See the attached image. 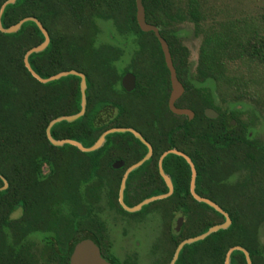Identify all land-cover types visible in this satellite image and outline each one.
Instances as JSON below:
<instances>
[{
    "label": "flooded vegetation",
    "instance_id": "flooded-vegetation-1",
    "mask_svg": "<svg viewBox=\"0 0 264 264\" xmlns=\"http://www.w3.org/2000/svg\"><path fill=\"white\" fill-rule=\"evenodd\" d=\"M0 33L6 34L1 31ZM39 33L35 26L37 37ZM95 34L96 30L92 36ZM39 43L40 41L37 40L33 47ZM95 46L100 51L114 53L111 60L89 63L97 67L99 135L112 128H127L138 133L140 139L131 130L112 131L106 133L99 143L98 156L79 155L77 151L86 152L67 144L76 151L65 150L64 153L75 154L74 156L45 157L39 164L38 159L34 160V171L41 170L45 174L46 182L53 184L55 180L61 181L62 187L40 190L37 188L38 182L34 181L33 188L27 190L24 188L23 179H19L14 191L16 206L10 211V213L15 211L18 213L12 220H8L7 217L8 182L5 178L0 179V191H3L1 200L5 208L0 231L1 243L3 246L5 244L12 246V249L27 247L29 251L39 252L42 264H68L72 242L81 239H90L96 245L99 255L109 264H137L141 260L150 259L153 254L152 242L149 239L147 241V237L151 209L146 208V205L151 206L153 201L172 194H184V188L177 186L181 179L180 173L184 170L181 162L188 169L187 192L192 197L189 190L188 163L182 156L173 152L163 155L168 150L181 152L188 157L194 169L193 191L198 196L227 198L229 204L226 207L229 211L244 208L243 205L237 204L239 200L236 198L248 194L249 188L258 186L261 190L264 189V139L253 133L255 126L264 121V102L261 99L260 102L248 99L253 105L249 104L247 111L239 106H235L236 110H233L232 106H229L230 101L218 104L210 95L211 107L200 109L204 118L209 119V123L184 125V118L192 119L196 113L190 110L189 117L187 114H178L168 108L170 83L163 58L161 62L143 60L150 55L141 53L142 50L150 52L154 47L140 46L138 50L128 48L126 51L125 47L110 42H96ZM32 53L35 55L32 57L31 69L42 77L35 70L39 64V52ZM125 53L127 60L121 61ZM4 57L0 46V98L4 88L3 76L6 74ZM171 64L175 77L182 86L181 93L173 100V106L182 109L186 103L181 97L184 91L183 72L172 61ZM77 72L85 77L83 72ZM140 73L151 77L146 80L144 78L146 81L144 87L134 90L136 74ZM125 74L133 76V87L129 90L122 85V77ZM31 77L36 81L32 90L35 113L38 115L42 90L40 84L44 83ZM164 81L167 82L168 87L165 86L161 94V88L157 84ZM151 83L155 85L152 86ZM67 89L66 96L69 93ZM190 99L192 101V98ZM206 108L213 111L210 112V116L204 114ZM84 109L79 117L83 115ZM196 117H199L198 113ZM198 121L199 119L196 118V122ZM205 133L208 136L207 143L204 141ZM79 142L85 147L81 141ZM48 144L51 145L49 142ZM188 153L193 156L190 157ZM205 154L207 156H203ZM198 164H207L208 170L206 178L203 177L199 182L196 181L195 168ZM19 170L22 172L24 167H19ZM161 173L166 175L170 182V193L167 196L142 204L135 211H126L122 208L118 199L120 190L121 200L128 207L136 205L145 198L167 193L169 189ZM34 177L38 178L36 175ZM11 191L13 193V190ZM41 194L52 197L47 206L40 205V201L43 200ZM152 207H155L161 216L160 207L153 205ZM160 219L162 221V217ZM177 221L179 227L176 229ZM181 223L182 217L176 216L173 232L179 230ZM163 225L162 223L156 233L154 251L157 252L156 255L159 253V257L155 261L162 259L161 253L167 246V235ZM140 231L146 236H138Z\"/></svg>",
    "mask_w": 264,
    "mask_h": 264
},
{
    "label": "trees",
    "instance_id": "trees-1",
    "mask_svg": "<svg viewBox=\"0 0 264 264\" xmlns=\"http://www.w3.org/2000/svg\"><path fill=\"white\" fill-rule=\"evenodd\" d=\"M3 1L4 0H0V4ZM140 2L143 7L144 20L155 26L146 15V5H144V0H140ZM122 4L131 10L127 13L126 17L117 12V9L121 8ZM133 4L134 0H15L12 4H7L4 7L1 15V24L3 27L12 25L23 17H35L47 31L49 41L44 51L39 52V64L38 68H35L40 76L46 77L58 71L69 69L81 71L85 74L86 87L84 113L81 117L70 123L65 121L54 123L50 127V134L54 139L70 138L81 141L84 146H88L99 134V100L96 82L97 67L96 65H89V63L94 64L100 60H111L112 57H114V53L100 51L96 46H93L92 33L96 29L92 23V17H112L116 23V30L119 33L123 32V30H120L119 28L126 29L128 26L130 29L128 31H132L135 35H147L148 39L142 41V46H152L154 49L150 50V52L142 50V54L148 53L150 55L149 58L143 60L162 61L159 45L152 31L143 32L138 28L133 17ZM183 13L185 18L196 26L202 20L197 0H185ZM29 23L31 24L32 29L30 39L23 40V36L18 34L0 33V41L2 40L0 46H2V54L3 56L5 55L3 60H5L6 63V74L3 76V95L0 98V132L15 127L16 132L19 133V139L21 142L23 141L25 134L34 132L38 141L40 143L44 142L47 147L51 149H74V147L67 144L62 145L61 147L49 145L45 137L44 129L48 120L59 115L72 114L78 110V78L73 75H67L57 80L40 84L42 89L40 113L38 115L35 113L32 88L36 81L24 69L21 59L25 50L33 47L37 40L41 41L42 35L39 33V36H36L35 26L30 21L23 22L20 27ZM118 23H120L119 25L122 27L118 26ZM74 29L77 31H73ZM158 33L166 42L167 40L162 32L158 30ZM166 43L171 61L176 66L171 51L169 50L168 42ZM33 55L35 54L30 53L28 55L30 67H33ZM237 61H246L247 63L256 61L264 68V37L258 35V33L251 29L233 30L230 28H224L216 33L204 35L198 49L196 75L201 81L212 79L217 84L224 83L230 85L238 94L254 100L255 94L251 90L249 78L246 79V77L242 75H235L228 71L227 64ZM8 65H12L16 70L15 74L20 73L21 75L19 79L13 78V75L11 74V79L15 83L14 85H16V96L19 104V114L17 115L19 116H16L15 113H13V103L8 99ZM150 77L151 75L144 73H140L139 75L136 74L134 90L144 87L146 84L145 80ZM151 85L154 86L155 83H151ZM157 85L161 88V94L164 92V87H168L166 81ZM66 89L69 91L68 96H66ZM201 95L202 97L209 99V93L205 88H202ZM261 100L264 102V95ZM185 106L189 107L196 113V115L198 113V116L204 117L201 114V108L198 112L195 110V106H198L195 103V100H190ZM196 115H194L192 119L185 118L184 125L194 124L197 118ZM205 137H207L206 133ZM204 151H206V148H204ZM77 152L80 153V155L87 157H95L99 155V149L86 153ZM74 155L75 154L56 153L53 156L40 155L37 156L36 159H38L37 162L39 164L45 157H64ZM188 155L190 157L193 156L189 153ZM203 156H207V154ZM19 158L21 160L23 157ZM181 164L183 165L184 170L180 173L181 179L178 181L177 186L178 188H184V194H172L164 199L152 202L153 206L160 207V214L163 223L166 226L170 225L174 216L176 217L180 215L182 217V223L177 232L172 233L170 229L166 232V263L171 258L173 250L179 240L204 231L211 223V219H215L216 217L221 218L220 213H217L204 203L196 202L188 194V169L183 162H181ZM197 166L198 167H195L197 174L196 181L199 182L203 177L206 178L208 170L207 164H198ZM7 170L8 168L5 163V166L2 168L3 175L6 176ZM45 179L46 178L44 177L42 179L37 178L36 180L38 182L37 188L40 190L62 187V184L60 183L61 181L59 182L58 180H55L52 184L46 182ZM7 182V197H10L12 196L10 194V182ZM24 184L26 183L24 182ZM247 193L248 194L242 196V199L238 204L252 206L254 204L249 200L247 201V199L243 200V197H264V189L261 190L258 186L249 188ZM2 194L3 191H0V196ZM40 197L43 198V200L40 201V205L45 206L48 205V201L52 198L51 196L44 194H41ZM208 198L227 211L230 218L228 229L218 230L201 240L184 244L180 248L174 264H222L226 248L236 244L242 246L247 251L251 264H264L262 247L253 244V227L251 226V224H253L251 212L253 211H248V209L229 211L226 207L228 204L222 205L214 197ZM9 201L11 200H7L8 213H10V211L16 206L14 199L11 202ZM255 213L260 217V214L263 215L264 211L256 210ZM235 214H238L239 218L236 223L238 226H236L234 230ZM259 217H257V221L259 220ZM239 232L242 234L240 233L239 235ZM13 264L18 263L14 262ZM228 264H245L242 253L239 250H232L229 254Z\"/></svg>",
    "mask_w": 264,
    "mask_h": 264
},
{
    "label": "rangeland",
    "instance_id": "rangeland-1",
    "mask_svg": "<svg viewBox=\"0 0 264 264\" xmlns=\"http://www.w3.org/2000/svg\"><path fill=\"white\" fill-rule=\"evenodd\" d=\"M197 2L199 4V10L202 15V20L196 26L188 19H186L184 16L183 11L185 8V0H144V5H146V15L148 19L152 21L157 27V29L160 30L164 35L165 39L167 40L166 42H168L169 50L171 51L176 66L179 68L180 71L183 72L182 80H183V88L185 91H183L181 97L187 104L188 102H190L191 100L190 98L195 100V103L198 105L195 106V110L198 112V110L202 107H207V106L211 107L210 99L204 98L201 95L202 88H205L209 93V96L210 95L212 96V98L214 99L213 101L215 103L218 102L219 104L223 101H230L229 106H232L233 110H236L235 106H239L240 108L247 111L249 110V104L253 105V103H251L248 100V98H245L244 96L238 94L230 85H226L224 83L217 84L212 79H206L201 81L197 77L196 67H197L198 49L201 43V39L204 35L216 33L224 28H230L233 30L251 29L254 30L256 33H258V35L264 37V0H197ZM117 10H118L117 12L120 13V15H123L124 17H126L127 13L131 11L126 6H123V4L121 8H118ZM134 12H135V7L133 9V17H134ZM91 20L96 29V34L93 36L92 39V41L94 42L92 43L93 46H95L96 42L99 43L110 42L111 44L121 45L122 47H125L126 51L128 48L129 49L135 48L133 50H138L139 47L142 46L143 44L142 41L143 40L146 41V39H148L147 35L138 36L135 35L132 31H128L130 30L128 26L126 27V29L119 28L120 30H123V32L120 33L117 32L116 30L117 28L115 26L116 23L112 17L109 16L92 17ZM120 23H118L117 25L120 26L119 25ZM31 31H32L31 24L29 23L24 25L23 27H19L15 32L9 34H18L23 36L22 38L23 40H27L28 38L30 39ZM73 31H77V30L74 29ZM42 39L43 37L41 38V41ZM45 47L39 52L44 51ZM126 58L127 57L125 53L121 61H126L127 60ZM227 68L230 73H233L235 75L237 74L242 75L246 77V79L249 78L250 81L249 84L251 90L255 94L254 101L260 102L261 97L264 95L263 66L256 61H251L249 63H247L246 61H237L227 64ZM24 69L27 71L25 67ZM15 73L16 70L12 67V65H8V77H9L8 99L13 103V108H12L13 113H15L16 116H19L17 115L19 114V104L16 96V85H14L15 83L11 79V74L13 75V78H19L21 77V75L20 73L18 74ZM184 108L191 110L187 106H185ZM65 115H69V114H65ZM197 118L199 119V121L194 124L198 123L199 125H204V124L207 125L209 123L208 118H204L202 116H199ZM253 133L264 139V121L259 122L255 126V128L253 129ZM98 136L99 134L92 140V142L89 145H91L97 139ZM23 138L24 139L21 142V140L19 139V133L16 132L15 127L9 128V130L7 131L5 130L0 132V179L3 180L5 178L7 181L10 182V189L13 190V193H11L12 191H10V194L12 196L8 197L7 199L11 201L13 199L15 200L14 191L17 188V183L19 179H23V181L26 183L24 185V188L30 190L33 188L32 183L37 180V178L34 177L35 175L38 176L39 179L45 177V174H43L41 170L34 171L33 160L36 159L37 156L40 155L53 156L56 153L65 154L64 153L65 150L66 151L72 150L65 148L51 149L47 147V145L44 142L40 143L34 132H29L25 134ZM204 141L207 143L208 136L205 137ZM77 154L80 155V153L78 152ZM19 157H23L24 159L20 160ZM5 163L8 168L6 173L7 177L3 175L2 172V168L5 166ZM19 167H24V170L20 172ZM253 183H255V181H253ZM200 197L212 201L207 196L205 197L200 196ZM258 197L256 196L243 197V200L247 199V201L249 200L251 201L252 204H254L252 206H247L244 204L243 209L244 210L248 209V211H253L251 212L252 221H253V224H251V226L253 227V237H252L253 244L255 246L258 245V247H262L263 250L262 258L264 259V214L263 213H262L263 215L260 214L259 217V215H256L257 213H255L256 210L264 211V197L262 198H260L261 196ZM1 199H3L2 195L0 196V231H1V224L3 221V216L5 214V208L3 206L4 203ZM215 199H217V201H219L222 205L229 204L228 202L229 200H227V198H215ZM236 199L239 200L238 201L239 203L242 197H238ZM212 202L215 203L218 207H220L216 202L214 201ZM146 206H147L146 208L151 209V215L148 224L149 238L147 237V241L149 239L152 242L151 252L153 254L150 259L148 258L141 260L137 264H169V261L167 263L165 262V258H166L165 250L167 246H165L164 251L161 253L162 259L155 261L159 257V253L156 255L157 252L154 251L156 248L154 246L156 245V233L160 230V226L163 223V220L161 221L160 219L161 216L159 215V212L155 207H152V205L150 206L148 204ZM221 210H223L225 214L228 216L226 210L222 208ZM17 213L18 212L16 211L13 213H8L7 216L8 220L15 219V215ZM9 215L11 217H9ZM220 215L221 218L216 217L215 219H211L210 220L211 223L205 228V230H207L211 226L221 224L224 220V217L222 214ZM257 217H259L258 221H257ZM238 218L239 215L235 214L234 230L236 226H238L236 224ZM174 219L175 216L173 217V219L170 222V225L168 226H166L163 223L166 232L167 230L169 231L170 229V231L173 233ZM228 226L218 230H226L228 229ZM218 230L213 232H217ZM204 231L187 236L183 239L196 236ZM213 232L208 233L206 236L212 234ZM240 233L241 232H239V235ZM139 235L141 237L146 236V234H144V232L142 231H140V234L138 233V236ZM181 240H179L177 243H179ZM29 245L32 246L31 244ZM234 246H239L243 248L242 246L237 244L231 245L226 248L225 253L229 248ZM1 248H3V250H1ZM242 256L245 262V257L243 253ZM14 262L18 264H42V257L39 252L35 250L29 251L27 247H23L17 250L15 247L12 249V246L8 244H5V246H3L0 239V264H13Z\"/></svg>",
    "mask_w": 264,
    "mask_h": 264
},
{
    "label": "water",
    "instance_id": "water-1",
    "mask_svg": "<svg viewBox=\"0 0 264 264\" xmlns=\"http://www.w3.org/2000/svg\"><path fill=\"white\" fill-rule=\"evenodd\" d=\"M15 0H4L2 2V4L0 5V16L2 14V11L4 9V7L7 4H12ZM134 7H135V12H134V19L135 22L138 26V28L143 31H152L153 35L155 36L158 45L160 47L161 53H162V58L163 61L165 63V66L168 70L169 73V83H170V93H169V97L167 100V104H168V108L178 114H187L189 117L191 115V111L189 109L186 108H182V109H177L174 108L173 106V100L181 93L182 91V86L181 84L177 81L176 77H175V73H174V69L173 66L171 64V58H170V54L168 51V47L167 44L165 42V40L159 35L158 33V29L156 26L147 23L144 20V13H143V7L141 5L140 0H134ZM26 21H30L32 22L39 30L40 34L42 35L43 39L42 41L35 47L29 48L28 50L25 51L24 55H23V65L24 67L27 69V71L30 73L31 76L35 77L36 79H38L41 83H46L49 82L51 80L54 79H58L60 77H64L67 75H75L79 78V83H78V89H79V110L76 113L73 114H69V115H60L57 116L53 119H51L48 124L45 127V136L48 140V142L51 145L54 146H61L63 144H69L72 146L77 147L78 149H80L81 151H85V152H89V151H93L95 149H97L99 147V143L103 140L104 135L106 133L112 132V131H124V130H131V129H127V128H112L109 129L103 133H101L97 139L89 146L87 147H83L81 145V143L77 140L74 139H70V138H64V139H54L51 135H50V127L56 123V122H60V121H66V122H71L73 120H75L76 118H78L84 109V103H85V97H84V93H85V87H86V82H85V77L82 73L77 72L75 70H67V71H60L57 72L53 75H50L48 77H39L30 67L29 62L27 60V56L32 53V52H39L41 51L47 44H48V36L46 31L44 30L43 26L40 24V22L35 18V17H23L21 19H19L16 23L9 25L7 27H3L1 25L0 22V31L6 34L9 33H13L15 32L20 25L23 22ZM125 81H127V83H125ZM122 85L125 87V89L129 90L133 87V76L131 74H125L122 77ZM210 112H213L211 109L206 108L204 110V114L206 116H210ZM131 132L137 136L140 139V136L138 135V133L134 132L133 130H131ZM169 152H173L175 154H178L180 156H182L185 161L188 163L189 165V169H190V180H189V190L190 193L192 195V197L196 200V201H200V202H204L207 205H209L210 207H212L214 210H216L217 212H219L220 214L223 215L224 220L221 224L218 225H214L209 227L207 230H205L204 232H202L201 234H198L196 236L193 237H189L186 239L181 240L179 243H177V245L174 248V251L172 253V256L169 260V264H173V262L175 261L177 254L181 248V246L183 244L186 243H190V242H194L197 241L199 239H202L203 237H205L208 233L216 231L218 229H222L225 228L229 225L230 223V219L228 218V216L225 214V212L223 210H221L220 207H218L215 203H213L212 201L200 197L198 196L194 191H193V178H194V169L193 166L191 164V162L189 161L188 157L186 155H184L181 152H176L174 150H168L167 152L163 153H169ZM162 174V173H161ZM164 180L167 183L168 189L169 191L165 194L162 195H156V196H151L148 198L143 199L142 201H140L139 203H137L134 206L128 207L126 205L123 204L121 198V190L119 192V201H120V205L122 206V208L126 211H135L137 209H139V207L142 204H145L149 201L155 200V199H159L162 197L167 196L170 193V182L168 180V178L166 177V175L162 174ZM123 184V180L121 181V187ZM121 189V188H120ZM179 227V221L176 222L175 224V228L177 229ZM232 250H239L244 254L245 257V264H250V259H249V255L247 253V251L239 246H234L231 247L227 250V252L225 253L224 256V260H223V264H228L229 262V254ZM68 264H109L107 261H105L98 252V249L96 247V245L90 240V239H81L78 241H73L70 249H69V255H68Z\"/></svg>",
    "mask_w": 264,
    "mask_h": 264
}]
</instances>
